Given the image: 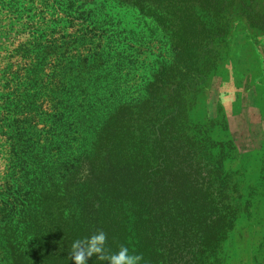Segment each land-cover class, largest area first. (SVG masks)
Returning <instances> with one entry per match:
<instances>
[{
    "label": "trees",
    "instance_id": "16d2710c",
    "mask_svg": "<svg viewBox=\"0 0 264 264\" xmlns=\"http://www.w3.org/2000/svg\"><path fill=\"white\" fill-rule=\"evenodd\" d=\"M158 1H100V13L110 18L105 28L89 21L75 37L80 51L87 37H97L87 53L59 54L62 66H51L52 73L43 75L46 83L24 88L23 97L40 104L34 109L42 119L27 130L13 119L8 131L10 176L16 178L7 188L25 199L27 208L17 218H0L1 263L71 264L73 241L102 230L110 252L126 246L143 257L142 264H208L231 233L236 213L226 204L224 178L217 185L205 182L192 168L194 148L211 145L192 135L189 120L180 116L188 111V95L197 91L195 78L200 75L203 82L205 76L197 66L202 60L197 47L178 34L186 35L182 28L200 17L192 8L181 11L176 22ZM94 11L83 10L87 21ZM146 32L179 49L159 62L165 67L162 78L173 74L172 67L184 72L178 83L174 75L173 83L163 84L166 97H159L158 77L150 70L160 57L140 60L142 54L127 53L134 39L140 48ZM56 33L37 27L20 53L28 63L9 73L13 77L1 87L6 98L20 96L23 84L43 74L42 64H36L40 56L44 60L58 54L57 45H67L65 36L54 38ZM91 91V97L82 96ZM174 144L186 150L185 156L170 155ZM184 165L191 179L180 180ZM88 264L106 262L93 257Z\"/></svg>",
    "mask_w": 264,
    "mask_h": 264
},
{
    "label": "rangeland",
    "instance_id": "374dc122",
    "mask_svg": "<svg viewBox=\"0 0 264 264\" xmlns=\"http://www.w3.org/2000/svg\"><path fill=\"white\" fill-rule=\"evenodd\" d=\"M100 1L103 0H0L1 219L17 218L20 211L27 208L26 200L17 198L7 188V184L16 178L10 176L12 161L7 149L8 131L15 126L12 120L27 130L32 121L38 123L42 119L40 110L37 113L34 109L40 104L33 106L30 99H25L22 94L25 93L24 88L46 83L47 78L43 79V75L52 73L51 66H62L57 64L59 54H67L68 57L78 55L81 46L74 41L80 36L81 26L92 21L105 28L103 25L110 18L106 11L100 13ZM159 1L166 15L176 16V22L181 11L187 12L192 8L200 17L199 21L182 28L186 29V35L184 32L178 34L180 41L189 40L197 47V57H202L197 66L204 70L205 76L203 82L200 75L195 78L197 91L188 95L185 103H188V111L180 116L189 120L194 129L192 135L211 145L207 150H193L192 168L196 170V177L215 185L224 178L226 204L236 213L231 233L209 261L214 260V264H264V0H196L195 5L188 2L191 0ZM84 9L95 10L88 21L87 14L83 15ZM218 9H221L219 14L216 13ZM37 27L56 29L54 38L65 36L67 45H57L58 54H47V58L53 56L49 60L46 55L44 60L40 56L36 64H42L43 74L35 75L33 81L23 84L22 92L17 93L20 96L6 98L1 87L6 84L5 78L10 80L13 77L9 73L22 69L28 63L20 53L26 42L35 37ZM196 29L203 33L199 35ZM147 35L140 48V42L134 39L127 53L129 57L142 54L140 60L149 58L150 61L152 55L160 57L149 67L158 77L155 88L159 97H166L168 91L162 89L163 84L173 83L174 75L178 83L184 72H181L182 68L172 67L173 74L162 78L165 67L159 62L171 59L179 49H173L165 38H153L152 32ZM67 36L72 39H67ZM87 38L85 51L81 50V54L87 53L88 43L95 37L91 34ZM54 72L57 73L58 69ZM64 81L65 84L68 82ZM57 86L65 89L62 84ZM9 87H13L12 84ZM9 89L12 92L13 89ZM29 93L33 94V91ZM92 94L93 91L82 96L91 97ZM185 153L180 145L174 144L170 148L171 156H185ZM183 167L180 180L191 179L194 176L192 172H185L188 165Z\"/></svg>",
    "mask_w": 264,
    "mask_h": 264
},
{
    "label": "clouds",
    "instance_id": "9594fccd",
    "mask_svg": "<svg viewBox=\"0 0 264 264\" xmlns=\"http://www.w3.org/2000/svg\"><path fill=\"white\" fill-rule=\"evenodd\" d=\"M107 241V234L102 230L74 240L71 264H88L93 257H96L98 261L106 262V264H142L143 257L130 254L126 246H121L114 253L110 252L107 248Z\"/></svg>",
    "mask_w": 264,
    "mask_h": 264
}]
</instances>
